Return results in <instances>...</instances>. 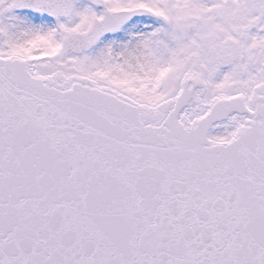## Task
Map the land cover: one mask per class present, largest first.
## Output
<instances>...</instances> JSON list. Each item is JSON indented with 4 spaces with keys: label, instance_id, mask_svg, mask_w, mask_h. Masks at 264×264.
<instances>
[{
    "label": "snow or ice",
    "instance_id": "obj_1",
    "mask_svg": "<svg viewBox=\"0 0 264 264\" xmlns=\"http://www.w3.org/2000/svg\"><path fill=\"white\" fill-rule=\"evenodd\" d=\"M0 264H264V0H0Z\"/></svg>",
    "mask_w": 264,
    "mask_h": 264
}]
</instances>
